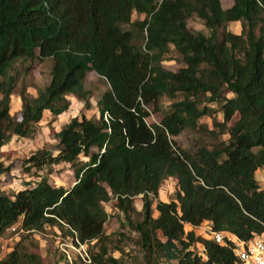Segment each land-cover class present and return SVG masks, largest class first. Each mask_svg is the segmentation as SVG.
<instances>
[{
  "label": "trees",
  "instance_id": "16d2710c",
  "mask_svg": "<svg viewBox=\"0 0 264 264\" xmlns=\"http://www.w3.org/2000/svg\"><path fill=\"white\" fill-rule=\"evenodd\" d=\"M193 15L209 35L188 28ZM231 22L241 23L240 34L226 29ZM170 47L181 56L177 71L163 66ZM46 59L49 83L36 97L20 92V119L13 120V65ZM91 73L108 85L97 100L98 118L73 117L55 133V156L40 151L29 159L75 166L72 185L43 178L12 196L0 191V236L19 221L22 235L54 226L88 247L98 243L97 252L89 248L92 264H116L105 259L104 205L130 220L141 195L142 218L133 228L144 264H234L229 248L194 228L204 224L243 240L264 231V190L255 178L264 168V0H233L228 8L221 0H0V148L8 131L27 137L46 111L65 112L68 94L88 109ZM178 93L182 99L158 123H147L150 106L158 112L161 97ZM213 102L222 112L213 123L227 141L194 153L182 149L173 137L196 128ZM80 155L88 160L76 166ZM8 170L0 162V174ZM167 179L175 181V198L164 202L158 194ZM18 239L0 264H44Z\"/></svg>",
  "mask_w": 264,
  "mask_h": 264
},
{
  "label": "rangeland",
  "instance_id": "374dc122",
  "mask_svg": "<svg viewBox=\"0 0 264 264\" xmlns=\"http://www.w3.org/2000/svg\"><path fill=\"white\" fill-rule=\"evenodd\" d=\"M223 8L232 5L233 0H221ZM141 16L134 14L133 20L140 19ZM188 28L193 32H202L209 35L210 31L203 22L195 15L187 20ZM240 22H231L227 24V30L240 34ZM220 35V31H219ZM140 38L136 37L135 43H139ZM52 61L46 59L43 62L38 60H24L16 62L10 75L16 77V84L11 95L10 114L13 120L20 119L21 99L20 92L25 89L26 94L30 97H36L39 90H42L50 80V70ZM163 66L172 71L183 66L181 56L170 47L169 52L165 55ZM85 87L90 92L89 108L84 107V102L75 96L68 94L66 98L70 102L69 108L57 115H51L49 112L43 114V118L34 126V132L27 137L17 136L8 131L9 140L0 148V162L4 167L9 168L8 171L0 174V191L8 196H12L19 190L23 189L27 184L35 185L41 179L45 178L48 183L55 186L68 188L74 181V167L68 163L44 164L36 166L29 159L35 152L45 151L55 156L58 152V141L55 137L57 133L66 123L73 117H78L80 113H85L88 118L97 119V100L107 89V83L98 78L94 73L88 74L85 78ZM180 93L174 99L163 96L159 100V111H152L146 119L147 123H158L162 115L169 111L170 104L174 101L181 100ZM211 111L208 115L198 120L196 128H186L173 139L182 148L189 152H196L199 147H207L208 149L219 146L223 141H227L228 134L222 132V128L213 123L219 124L222 121V112L220 103H208ZM233 117L227 126L234 121ZM87 157L80 155L76 166L86 162ZM255 178L259 183V187L264 190V168L258 169ZM175 198V181L167 179L163 182L159 190L158 199L168 202ZM133 206L136 213L130 214L127 220L120 212L115 210L110 203L104 205L109 217L105 225V234L107 239L102 244L106 247L107 253L105 259L112 257L116 260V264H144L143 250L139 242V233L133 228L137 221L142 218V200L141 195L134 197ZM153 216L157 213L152 207ZM60 230L57 227L49 226L44 230L34 231L30 234H21L18 242L20 249L26 253H38L44 260V264H63L62 253L60 251ZM26 233V232H25ZM62 233V232H61ZM200 234V230H196ZM64 237L68 236L62 233ZM159 237L163 240L161 235ZM19 240V239H18ZM17 243V242H16ZM99 244L90 243L91 252L98 251ZM71 254V251H69Z\"/></svg>",
  "mask_w": 264,
  "mask_h": 264
},
{
  "label": "built area",
  "instance_id": "2783aa9c",
  "mask_svg": "<svg viewBox=\"0 0 264 264\" xmlns=\"http://www.w3.org/2000/svg\"><path fill=\"white\" fill-rule=\"evenodd\" d=\"M194 229L195 231L200 230V235H203L206 239L229 248L235 259L234 264H264V231L255 233L251 238L243 240L230 232H215L204 224ZM22 233H25V231L22 229L21 222L19 221L9 227L0 236V258L6 256L11 245ZM59 236L61 237L60 251L66 262L69 264H92L87 243L80 242L76 236L68 235L64 237L61 232H59ZM69 251H71V254ZM199 254L202 255L204 260L207 259L206 255L200 252Z\"/></svg>",
  "mask_w": 264,
  "mask_h": 264
}]
</instances>
